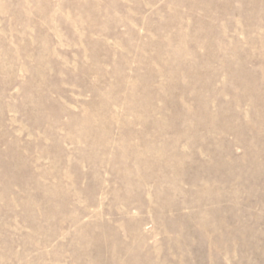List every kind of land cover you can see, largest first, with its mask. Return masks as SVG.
Instances as JSON below:
<instances>
[{
	"label": "rangeland",
	"instance_id": "rangeland-1",
	"mask_svg": "<svg viewBox=\"0 0 264 264\" xmlns=\"http://www.w3.org/2000/svg\"><path fill=\"white\" fill-rule=\"evenodd\" d=\"M0 264H264V0H0Z\"/></svg>",
	"mask_w": 264,
	"mask_h": 264
}]
</instances>
